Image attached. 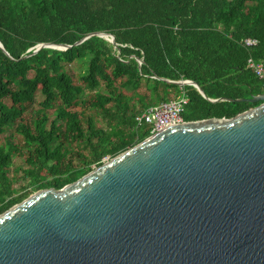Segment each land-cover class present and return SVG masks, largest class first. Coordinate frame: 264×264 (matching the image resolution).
<instances>
[{
  "label": "trees",
  "instance_id": "16d2710c",
  "mask_svg": "<svg viewBox=\"0 0 264 264\" xmlns=\"http://www.w3.org/2000/svg\"><path fill=\"white\" fill-rule=\"evenodd\" d=\"M96 32L114 43L75 44ZM0 42V213L148 137L135 117L150 105L183 94L185 121L231 118L263 92L247 59L264 61V0H0ZM40 43L70 47L32 53ZM15 155L27 165L18 188Z\"/></svg>",
  "mask_w": 264,
  "mask_h": 264
},
{
  "label": "water",
  "instance_id": "95a60500",
  "mask_svg": "<svg viewBox=\"0 0 264 264\" xmlns=\"http://www.w3.org/2000/svg\"><path fill=\"white\" fill-rule=\"evenodd\" d=\"M91 35L114 43L75 44ZM241 100L260 103L163 128L0 213V264H264V93Z\"/></svg>",
  "mask_w": 264,
  "mask_h": 264
},
{
  "label": "built area",
  "instance_id": "2783aa9c",
  "mask_svg": "<svg viewBox=\"0 0 264 264\" xmlns=\"http://www.w3.org/2000/svg\"><path fill=\"white\" fill-rule=\"evenodd\" d=\"M242 42L247 47L257 44V40L254 38H244ZM247 67L261 81L262 93H264V61H255L252 58H248ZM187 102L188 98L182 94L175 99L163 101L157 105H150L135 117V122L137 126H149L150 135L168 126L181 124L185 122L182 112Z\"/></svg>",
  "mask_w": 264,
  "mask_h": 264
},
{
  "label": "rangeland",
  "instance_id": "374dc122",
  "mask_svg": "<svg viewBox=\"0 0 264 264\" xmlns=\"http://www.w3.org/2000/svg\"><path fill=\"white\" fill-rule=\"evenodd\" d=\"M71 69L75 74V72H76L75 66H72ZM170 96H172V95H170ZM38 98H40V96H38ZM33 107H34V109H36L38 106L35 104ZM86 114H87V112H86ZM31 116H32V113L30 112V110L27 111L23 116L24 121H29ZM95 123H96L97 127L104 126V124L98 119L95 120ZM10 132H12L11 139H12L13 143L19 144L20 143V136L16 132H14L13 130H11ZM73 146H74V148H76V145H73ZM25 168H27V165L24 163L23 157L19 156V155H15L13 158L12 164L10 165V167L8 169L9 175L14 178L13 187L18 188L20 185L26 183V178H25L24 173H23V169H25Z\"/></svg>",
  "mask_w": 264,
  "mask_h": 264
}]
</instances>
